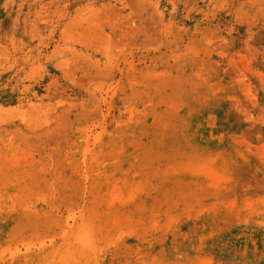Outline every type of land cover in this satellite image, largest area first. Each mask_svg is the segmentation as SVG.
<instances>
[{"label": "rangeland", "instance_id": "374dc122", "mask_svg": "<svg viewBox=\"0 0 264 264\" xmlns=\"http://www.w3.org/2000/svg\"><path fill=\"white\" fill-rule=\"evenodd\" d=\"M0 264H264V0H0Z\"/></svg>", "mask_w": 264, "mask_h": 264}]
</instances>
